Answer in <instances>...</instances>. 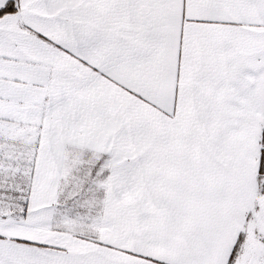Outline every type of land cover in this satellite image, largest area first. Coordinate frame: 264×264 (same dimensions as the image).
Wrapping results in <instances>:
<instances>
[{
	"label": "snow or ice",
	"instance_id": "1",
	"mask_svg": "<svg viewBox=\"0 0 264 264\" xmlns=\"http://www.w3.org/2000/svg\"><path fill=\"white\" fill-rule=\"evenodd\" d=\"M0 264H264V0H0Z\"/></svg>",
	"mask_w": 264,
	"mask_h": 264
}]
</instances>
